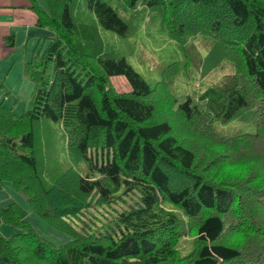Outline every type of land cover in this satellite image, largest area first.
I'll use <instances>...</instances> for the list:
<instances>
[{"label":"trees","instance_id":"obj_1","mask_svg":"<svg viewBox=\"0 0 264 264\" xmlns=\"http://www.w3.org/2000/svg\"><path fill=\"white\" fill-rule=\"evenodd\" d=\"M28 1L32 23L50 36L23 61L35 85L28 108L17 115L0 102V182L72 239L53 244L24 208L8 203L0 207V264H264V0H121L131 18L157 8L188 54L198 34L211 38L206 60L213 52L216 59L206 69L223 61L231 69L199 103L170 90L179 62L150 84L125 57L110 56L98 27L129 32L106 0H82L83 11L77 0ZM4 40L8 58L14 35ZM114 76L130 90L119 92ZM243 108H252L253 132L230 135L213 125L244 119ZM42 117L62 124L79 156L106 152L92 164L97 174L60 166L47 178L34 153V121ZM131 193L137 199L105 230H91L84 220L91 206L111 207ZM184 236L192 248L181 254Z\"/></svg>","mask_w":264,"mask_h":264},{"label":"rangeland","instance_id":"obj_2","mask_svg":"<svg viewBox=\"0 0 264 264\" xmlns=\"http://www.w3.org/2000/svg\"><path fill=\"white\" fill-rule=\"evenodd\" d=\"M39 1V0H38ZM125 20L128 25L129 34L118 35L111 30L98 27L101 38L105 42L110 56L125 57L127 62L140 73V75L150 84L158 81L162 77V69L171 62H179L181 69L170 82V90L179 101L191 96L198 103L200 94L214 83L219 82L223 76L231 69L227 61L225 67L219 65L213 69L210 67L216 59L213 52L206 60V55L210 47L211 38L198 34L191 48V51L181 49L170 35L162 22L160 11L155 7H142L137 17L131 18L132 11L125 12L121 7V0H106ZM76 8L85 10L82 0H77ZM136 12V11H135ZM40 30L37 35L30 36L28 43L26 39L17 37V50L11 58L5 60L0 58V102L4 106L11 107L17 115L23 113L29 106L31 93L34 90V83L23 73V59L28 58L34 46L39 45L40 50L48 43L44 37L50 36V31L45 28L36 27ZM40 37H42L40 39ZM27 44V45H26ZM26 47V51H25ZM25 55V57H24ZM205 61H207L205 63ZM10 66L9 72L6 69ZM112 83L119 92L126 91L129 86L123 77H113ZM252 108H243L244 119H232L227 123H220L214 120L213 125L225 134H237L243 132H253L255 127L251 121ZM36 143L34 153L39 161V166L46 170L47 178L57 167H73L83 175L92 174V164L106 159V152L95 150L88 153V158L79 156L77 151L68 147L69 137L66 130L59 121H52L47 118H39L34 121L33 126ZM137 199V194L131 193L124 196L125 202L118 201L112 203L111 207L91 206L86 212L87 218L84 220L89 224L94 232L103 231L109 221L117 214V209L124 208L129 203ZM16 203L26 210L25 219L33 226L39 235L48 239L55 245H61L72 239L67 233L56 230L43 218L29 209L26 200L19 195L10 182H0V207L8 203ZM133 204V203H132ZM185 219V216L178 209L169 203H165ZM5 224L0 222V227ZM1 232V230H0ZM192 236H184L179 247L181 254H186L192 248Z\"/></svg>","mask_w":264,"mask_h":264},{"label":"crops","instance_id":"obj_3","mask_svg":"<svg viewBox=\"0 0 264 264\" xmlns=\"http://www.w3.org/2000/svg\"><path fill=\"white\" fill-rule=\"evenodd\" d=\"M38 2L43 3L44 0H39ZM28 4V0H0V58H2L7 52L4 40L5 35H14V42L17 50V37H24L26 39V42L28 43V38L30 36L37 35L40 33V30L36 29L37 26L32 23V11L26 7H23L27 6ZM26 50L27 49L25 47V51ZM15 52H13L8 58H11ZM30 55L28 56V58L30 57ZM8 58H5V60ZM26 59L27 58H24L23 61ZM9 69L10 66L8 65L5 76L9 72Z\"/></svg>","mask_w":264,"mask_h":264},{"label":"clouds","instance_id":"obj_4","mask_svg":"<svg viewBox=\"0 0 264 264\" xmlns=\"http://www.w3.org/2000/svg\"><path fill=\"white\" fill-rule=\"evenodd\" d=\"M114 77L116 78V77H122V76H114ZM112 78H113V77H111V79H110V80H111V82H112ZM126 82H127V81H126ZM220 82H221V80H220ZM127 84H128V83H127ZM128 86H129V85H128ZM128 90H130V87H129V89H128Z\"/></svg>","mask_w":264,"mask_h":264}]
</instances>
